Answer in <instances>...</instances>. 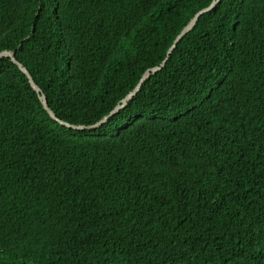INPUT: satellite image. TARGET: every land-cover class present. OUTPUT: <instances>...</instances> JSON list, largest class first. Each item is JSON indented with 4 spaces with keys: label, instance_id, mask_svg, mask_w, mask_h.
<instances>
[{
    "label": "trees",
    "instance_id": "16d2710c",
    "mask_svg": "<svg viewBox=\"0 0 264 264\" xmlns=\"http://www.w3.org/2000/svg\"><path fill=\"white\" fill-rule=\"evenodd\" d=\"M214 0H0L56 117L99 123ZM0 264H264V0H222L93 130L0 60Z\"/></svg>",
    "mask_w": 264,
    "mask_h": 264
},
{
    "label": "water",
    "instance_id": "95a60500",
    "mask_svg": "<svg viewBox=\"0 0 264 264\" xmlns=\"http://www.w3.org/2000/svg\"><path fill=\"white\" fill-rule=\"evenodd\" d=\"M222 0H214L212 2V4L207 7L204 8L203 10H201L200 12H198L194 18H192V20L188 23V25H186L183 30L181 31V33L177 36V38L175 39L174 44L171 46V48L168 51L167 57L165 58V60L163 61V63L155 68H152L148 71H146L141 79V81L139 82V84L136 86V88L125 98L121 101V103L110 113V115H108L107 117H105L103 120H101L99 123H97L96 125H92V126H76V125H71L69 123L63 122L61 120H59L54 111L49 107L48 105V101L46 96L43 94V92L41 91L40 87L36 84L34 78L32 77V75L30 74V72L23 67V65L18 62V60L16 59V50H10V51H2L0 52V60L3 58H9L14 64H16L20 70L27 76L29 83L31 85V87L33 88V90L35 92L38 93L39 99L44 107V109L48 112V114L50 115V117L59 122L61 125L69 127V128H73L76 130H93L96 129L98 127H100L102 124H104L109 117L113 116L114 114H116L119 110H121L122 108H124L129 101H131L133 99V97L140 91V89L142 88L143 84L154 74L158 73L159 71H161L162 68H164V66L167 64L170 55L173 53V51L175 50V48L177 47V44L185 37V35H187L190 31L193 30V28L195 27V25L197 24L198 20L200 19V17L206 13L211 12L212 10H214V8L221 2Z\"/></svg>",
    "mask_w": 264,
    "mask_h": 264
}]
</instances>
